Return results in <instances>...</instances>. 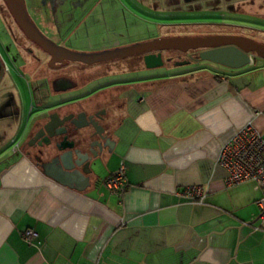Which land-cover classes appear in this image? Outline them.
<instances>
[{
	"label": "crops",
	"instance_id": "crops-1",
	"mask_svg": "<svg viewBox=\"0 0 264 264\" xmlns=\"http://www.w3.org/2000/svg\"><path fill=\"white\" fill-rule=\"evenodd\" d=\"M210 67L169 74L137 63L127 76L78 90L73 79L57 81L61 113L105 109L112 129L113 151L82 190L50 178L21 150L5 153L11 121L0 120V264H264L262 191L254 182L226 186L217 164L239 128L253 121L264 130V116H255L264 84L245 80L261 73L249 65L224 79ZM122 162L129 186L119 194L105 180ZM192 185L208 189L203 203L186 196ZM30 228L38 234L31 244L22 236Z\"/></svg>",
	"mask_w": 264,
	"mask_h": 264
},
{
	"label": "rangeland",
	"instance_id": "rangeland-1",
	"mask_svg": "<svg viewBox=\"0 0 264 264\" xmlns=\"http://www.w3.org/2000/svg\"><path fill=\"white\" fill-rule=\"evenodd\" d=\"M24 1H26L32 18H37L35 7L38 0ZM42 1L43 16L46 19L47 26L45 30L50 36L62 41L66 45L65 47L75 51H93L119 42L129 40L133 42L156 36L164 33L162 29L164 24L177 26L204 21L192 15L163 17L147 14L138 6L131 4L130 0ZM248 23L257 24L258 22L248 20ZM260 26L264 28V24ZM29 49H34V45L30 43L17 26L4 1L0 0V58L7 65V67L1 65L0 68V99L14 93L17 102L20 104L21 113L19 119L16 118V122L11 121L4 125L5 132L2 133L1 142L3 144L7 142L8 144V147L4 148L5 153L14 151L17 145L16 152L20 148L23 149L25 138L30 129L28 121L30 120L31 111H33L32 108H36L37 100L40 101L39 94L43 93L36 91L39 86L41 89L55 88L54 84L49 82V79L40 78L44 75L42 73L43 68L46 69L49 76L66 75L67 78L73 79V82L77 84V90L83 89L84 85L87 84L96 86L108 77L117 76L118 72L125 73L126 76L132 73L130 71L132 69L130 61L128 60H114L117 62L92 66L73 62L58 70L52 67H38L34 56L35 50L31 53ZM259 65H262V67L258 68ZM98 68L101 70L104 68L102 70L103 75L100 78L90 79L89 82H86L85 79H83L84 81L81 80L82 77H85V74L92 75L91 71L95 70L94 72H96ZM109 69L112 72H109ZM255 69L260 70L258 73H261V76L256 79L252 77V81L251 79H245L251 83L252 88L264 84V59L256 65ZM255 69H252V71ZM228 71L230 72V70ZM35 111L36 109L33 112ZM19 129H22V131L18 133Z\"/></svg>",
	"mask_w": 264,
	"mask_h": 264
},
{
	"label": "flooded vegetation",
	"instance_id": "flooded-vegetation-1",
	"mask_svg": "<svg viewBox=\"0 0 264 264\" xmlns=\"http://www.w3.org/2000/svg\"><path fill=\"white\" fill-rule=\"evenodd\" d=\"M26 2V1H25ZM43 1L38 0L37 5L43 6ZM131 4H134L141 8L144 13L147 14H153L156 16H165V17H172V16H197L199 19H202L204 21L199 22H191L188 24H182L177 26H170L169 24L162 25V29L164 33H160L159 35L147 37L143 39H139L138 41H124L119 42L116 44H111L108 46L100 47L97 50L93 51H87V52H95V51H102L105 49H113L116 47L121 46H127L136 42H143L147 40H151L157 37H168V36H190V37H196V36H215V35H223V36H230V37H246L253 39L256 42L264 44V28L260 26L261 24H264V0H130ZM38 5V6H39ZM28 7V6H27ZM37 13V18L35 17L33 21L36 23L38 28L41 30V32L47 36L48 38L52 39L54 42H56L59 45L66 46L62 41H59L55 39L54 36H50L46 29V19L41 13V10L35 7ZM38 10V11H37ZM29 11V10H28ZM30 13V11H29ZM248 20L258 22L257 24L248 23ZM261 23V24H260ZM25 36V35H24ZM26 37V36H25ZM29 40V39H28ZM30 41V40H29ZM130 42V43H128ZM32 45H34V49H29V51L32 53L33 50L35 60L38 63V67L45 66L50 67V60L51 56L45 52L40 46H38L36 43L30 41ZM232 46L231 44L223 45V47ZM215 48V47H212ZM209 49L208 47L204 48H197V49H189L187 51H181L176 49H169V50H162V60L163 65L158 68H164L168 69L171 72L176 73L180 72L183 67H191L196 64L204 63L202 61H199L200 59V52ZM153 53H158L154 52ZM251 57V64L250 65H257L263 60L262 57L257 55L255 52L250 53ZM115 60H128L130 61V66L134 65H142L143 67H146L144 63V54L142 55H134L129 56L124 59H115ZM114 61V60H111ZM100 62L97 64H110V63H116L117 61L111 62ZM184 62L185 65H176L177 63ZM73 62H67L66 64H58L57 67H52L53 69H63L64 67L68 66ZM78 63V62H76ZM210 63V62H207ZM83 64V63H80ZM1 65H6L4 61L0 58V68ZM85 66H92V65H86ZM95 65V64H93ZM212 67V72H214L217 76H220L222 78H226L223 75H220V73H227V74H233L235 72H238L240 69H233L229 68L223 65L210 63ZM7 67V65H6ZM210 67V68H211ZM147 68V67H146ZM104 69V68H102ZM227 70V71H226ZM230 70V72L228 71ZM43 76H39L41 79H49L50 83H53L55 86V83L59 80L68 79L66 75H59V76H49L46 73V69L43 68L42 70ZM106 72V70H105ZM109 72H112L111 69H109ZM191 72V71H188ZM185 72V73H188ZM102 73V72H101ZM97 73H93V75H96ZM101 75V74H99ZM103 75V73H102ZM227 79V78H226ZM76 85V84H75ZM52 89V90H51ZM49 89H41L40 86L38 90L43 93H46V96L41 98L40 101L37 100L36 108L33 107V111L36 109V114H33L35 112L31 111L30 120L28 123H30V129L27 137L25 138V143L23 146V149L20 148V150L27 155L31 156L36 160V157L38 155L43 156L44 160H47L48 157L45 156L44 150L45 146L43 144L45 140V136L43 135V132L40 131L44 126L47 124L49 125L50 122V116L53 115L54 112H58L62 118H66L65 120V126L67 128V134L69 138L79 139L80 136L87 137L91 136L93 134V129L91 127H87L83 130L76 131L75 130V124H81L83 121L81 119H76V115L82 112V110H78L75 112H65L61 113V109L63 108L64 104H54L53 102V88ZM35 91V92H36ZM37 93V92H36ZM41 93V94H43ZM1 98V95H0ZM4 101H0V120H10L13 122H16V118L20 114V104L17 102L16 97L14 93L10 94L8 97L5 96L3 98ZM76 101H74L71 104H74ZM31 109V110H32ZM9 110L11 114H8L4 111ZM103 109H97L91 114H98V116L95 118L98 120L99 124L104 128L107 136L112 137V129L110 123L107 121V115L106 113L103 114ZM74 114V115H72ZM31 121V122H30ZM60 123V121H58ZM75 123V124H72ZM48 132H53L50 127H48ZM99 139L98 137H92V140ZM42 142V144H40ZM50 158V157H49ZM37 162V161H36Z\"/></svg>",
	"mask_w": 264,
	"mask_h": 264
},
{
	"label": "water",
	"instance_id": "water-1",
	"mask_svg": "<svg viewBox=\"0 0 264 264\" xmlns=\"http://www.w3.org/2000/svg\"><path fill=\"white\" fill-rule=\"evenodd\" d=\"M3 1L26 38L36 43L51 56V67H57L58 64H66L67 62L93 65L144 54L146 67L153 69L163 65L162 50L187 51L204 47L209 49L200 52L199 61L213 62L233 69H241L250 65V53L252 52L264 59V44L246 37L223 35L166 36L102 51H75L57 44L41 32L32 20L24 0ZM226 44L232 46L223 47ZM153 51L158 53H153ZM185 64L181 62L176 65ZM105 113L106 110L103 111V114ZM97 116L98 114H88L85 111L76 115V119L83 121L81 124L72 123L75 124L76 131L87 127H91L94 131L88 138L81 135L79 139L68 137V130L64 123L67 120L66 118H62L58 112H54L50 116L49 125L47 124L40 130L44 136L47 134L43 144L45 146L44 154L48 159L44 160L43 156L40 155L36 157L37 164L42 168L44 174L61 184L79 190L90 185L91 176L97 174V170L103 164L104 155L111 153L114 146L112 138L104 134V128L95 119ZM48 127L53 132H48ZM92 137H98L99 139L92 140Z\"/></svg>",
	"mask_w": 264,
	"mask_h": 264
},
{
	"label": "built area",
	"instance_id": "built-area-1",
	"mask_svg": "<svg viewBox=\"0 0 264 264\" xmlns=\"http://www.w3.org/2000/svg\"><path fill=\"white\" fill-rule=\"evenodd\" d=\"M262 115L264 116V109L255 113V116ZM17 147L14 151H17ZM217 164L226 171L224 179L226 186L245 182H254L259 185L262 194L256 201V205L260 209V218L264 219V130L257 128L253 121L239 128L222 144ZM105 183L111 191L119 194L127 190L129 184L123 162L116 172L106 178ZM185 193L191 202L201 204L207 197L208 189L201 185H192L186 189ZM22 236L27 243L31 244L38 234L30 228L26 229Z\"/></svg>",
	"mask_w": 264,
	"mask_h": 264
},
{
	"label": "trees",
	"instance_id": "trees-1",
	"mask_svg": "<svg viewBox=\"0 0 264 264\" xmlns=\"http://www.w3.org/2000/svg\"><path fill=\"white\" fill-rule=\"evenodd\" d=\"M6 5V4H5ZM39 5V4H38ZM37 5V8H39L41 10V13L44 14V10H43V7H40L41 5L38 6ZM8 97V96H7ZM0 101H4V99H0Z\"/></svg>",
	"mask_w": 264,
	"mask_h": 264
}]
</instances>
